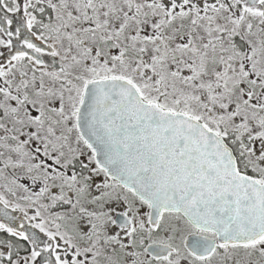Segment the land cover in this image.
Masks as SVG:
<instances>
[{
	"label": "snow or ice",
	"instance_id": "6c2138e0",
	"mask_svg": "<svg viewBox=\"0 0 264 264\" xmlns=\"http://www.w3.org/2000/svg\"><path fill=\"white\" fill-rule=\"evenodd\" d=\"M0 264H264V0H0Z\"/></svg>",
	"mask_w": 264,
	"mask_h": 264
}]
</instances>
